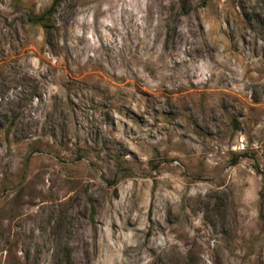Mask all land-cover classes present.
Listing matches in <instances>:
<instances>
[{
	"label": "rangeland",
	"instance_id": "obj_1",
	"mask_svg": "<svg viewBox=\"0 0 264 264\" xmlns=\"http://www.w3.org/2000/svg\"><path fill=\"white\" fill-rule=\"evenodd\" d=\"M53 2L0 0V264H264V0Z\"/></svg>",
	"mask_w": 264,
	"mask_h": 264
},
{
	"label": "trees",
	"instance_id": "obj_2",
	"mask_svg": "<svg viewBox=\"0 0 264 264\" xmlns=\"http://www.w3.org/2000/svg\"><path fill=\"white\" fill-rule=\"evenodd\" d=\"M58 1L60 0H54L52 7H55L58 4ZM45 16L46 14L33 15L29 19L32 23H38L48 28L49 26L45 22Z\"/></svg>",
	"mask_w": 264,
	"mask_h": 264
}]
</instances>
